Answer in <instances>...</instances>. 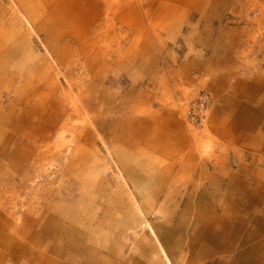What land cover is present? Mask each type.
Returning <instances> with one entry per match:
<instances>
[{
	"label": "crops",
	"instance_id": "0c3cea01",
	"mask_svg": "<svg viewBox=\"0 0 264 264\" xmlns=\"http://www.w3.org/2000/svg\"><path fill=\"white\" fill-rule=\"evenodd\" d=\"M40 1L45 13L61 12L69 5L60 0ZM144 1L148 5H141L142 9L137 6L140 1L123 5V23L142 37L150 34L143 43L135 41L124 51L122 59L129 58L131 65L117 77L128 76L129 86L124 90L116 86V100L110 97L108 103L113 101L114 107L95 137L102 135L106 140L111 122L128 124L130 119L133 132L139 126L135 137L123 139L133 142V154L155 158L160 166L154 169L166 174L160 180L155 175L142 177L150 183L143 201L155 202L170 187L163 199L170 202L174 196L173 204H181V211L175 220L170 214L161 222L146 221L148 230H144L138 225L140 211L132 205L137 200L124 192L110 197L115 198V205L101 203L96 212L92 205L100 202L98 198L110 199L103 196L104 179H97L104 169L94 166V172L81 158V149L72 158L75 163L80 157L86 164L83 176L74 172L72 164L67 171L74 178L85 177L84 184L91 177L104 191H90L96 195H80L64 206L54 203L51 210L29 216L33 222L24 220L21 228L15 227L21 221L19 213L4 216L0 212V264H264V34L253 36L264 24V0H239L242 6L236 9L232 0ZM249 6L262 10L252 24L256 30L246 19ZM98 10L99 4H93L86 9V18L83 13L75 18L80 20L71 27L73 36L88 31ZM53 28L56 32L60 24ZM79 47L85 57L94 50L88 41ZM19 58L24 59V53ZM250 65H257L256 69L251 71ZM139 80L153 83L138 86ZM199 86L213 99L201 129L191 126L184 114ZM45 92V87L42 91L34 87L28 101L39 99L33 106H47L50 94ZM5 117L9 122L14 116L7 113ZM4 122L1 116L0 127ZM206 136H213L212 140L207 142ZM103 142L116 161L125 165V143L116 144L118 149L113 151L111 142ZM139 164L136 160L128 170L138 173ZM188 186L181 201L178 190Z\"/></svg>",
	"mask_w": 264,
	"mask_h": 264
},
{
	"label": "rangeland",
	"instance_id": "374dc122",
	"mask_svg": "<svg viewBox=\"0 0 264 264\" xmlns=\"http://www.w3.org/2000/svg\"><path fill=\"white\" fill-rule=\"evenodd\" d=\"M60 1L69 5L63 6L61 12L45 13L40 0H0V81L3 85L0 88V117L3 116L5 120L4 125L0 127V212L4 216L19 213L18 218H21V221L15 227L21 228L24 220L33 222L29 216L36 217L44 211L51 210L54 203L63 206L65 203L72 204L80 195L86 198L94 196L103 192L104 187L105 197L121 196L125 192L137 200L132 205H137L136 212L140 211L141 219L138 225L144 230H148L146 221L161 222L170 214L175 220L181 211V204H173L174 196L170 202L163 199V195L170 187L163 189L155 202L143 201L148 196L150 183L142 177L155 175L160 180L163 178L161 176L166 174L154 169L160 166L157 161L155 162V158L133 154L131 146L133 142L123 139L136 135L139 126L133 132L129 127L130 119L128 124L115 121L108 126L109 135L106 136V140L100 133V137H95V132L106 126L105 115L114 107L113 101L118 95L116 86L120 84L122 90L129 86L128 76L121 74L117 77L122 70L131 65L128 62L129 58L122 59L124 51L130 49L135 41L143 43L144 38H148L150 34L142 37L136 29L123 23L121 20L125 8L123 5L124 3L134 5L140 1L137 6L142 9L141 5L147 7L148 4L144 3V0ZM194 2L196 3V0ZM243 2L256 3L255 0ZM74 3L78 6L70 8ZM238 3L239 0H232L235 9L242 6ZM93 4H99V10L95 22L86 32L87 35L84 36L86 33H82L77 37L73 36L71 29L80 20L75 18L82 13L83 18H86V9ZM201 6L203 7V4ZM238 12L240 9L235 10V14ZM245 12L246 19L251 25L259 18V14L262 15V10L251 6L246 8ZM47 14L54 18L49 21ZM59 24L60 28H56V33L53 31V25ZM258 30L260 32H253L254 37H259L260 33L264 34V24ZM83 41L92 42L94 46V50L87 57L83 56L79 47ZM98 50H102L103 53H98ZM21 53H24V59L19 58ZM257 54L260 57L261 52ZM89 61H94V64ZM256 66L250 65L249 69L254 71ZM137 83L140 86L153 81L139 80ZM34 87H38L40 91L46 88L45 95L50 94L47 106L40 108L33 106L32 103L39 99L31 103L28 101ZM197 88L199 92L208 94L212 107L213 99L206 88L204 86ZM110 97L113 101L108 105ZM7 113L14 116L9 122L8 117H5ZM49 113L54 120L53 126L48 122ZM212 137L206 136L205 139L208 142ZM103 141L111 142L113 151L118 149L116 144L125 143V150L128 152L125 165L116 161V155L110 152L109 146ZM81 149L83 150L81 158L83 161L87 160L94 172H96L94 166L97 170L104 169L97 177L101 181L104 179L102 187H98L100 184L94 185L91 177V180L84 184L85 177H81L86 164L81 163L80 157L75 158L77 161L75 163L72 158ZM202 149L198 148L199 151ZM204 154L209 159L213 158L210 153ZM91 155L93 158H90ZM136 160L140 164L139 171L135 174L128 170V167ZM95 162L98 164H94ZM70 164L75 168L74 172L82 174L81 177L74 178L71 175L73 172L67 171ZM144 164L148 166V170ZM211 166L212 163L206 166L208 171ZM188 189L189 186L178 190L181 201L188 193ZM90 191L96 194L92 195ZM133 198L131 200H134ZM98 201L100 202L92 205L96 207L98 213L100 211L98 206L101 203L109 207L116 204L115 198L106 200L98 198ZM144 205H148L149 208L145 210Z\"/></svg>",
	"mask_w": 264,
	"mask_h": 264
},
{
	"label": "built area",
	"instance_id": "2783aa9c",
	"mask_svg": "<svg viewBox=\"0 0 264 264\" xmlns=\"http://www.w3.org/2000/svg\"><path fill=\"white\" fill-rule=\"evenodd\" d=\"M210 105L208 94L198 90L185 108L184 114L187 122L195 128H201L207 120Z\"/></svg>",
	"mask_w": 264,
	"mask_h": 264
},
{
	"label": "bare ground",
	"instance_id": "6f19581e",
	"mask_svg": "<svg viewBox=\"0 0 264 264\" xmlns=\"http://www.w3.org/2000/svg\"><path fill=\"white\" fill-rule=\"evenodd\" d=\"M67 15V14H66ZM60 20V19H59ZM35 91V90H34Z\"/></svg>",
	"mask_w": 264,
	"mask_h": 264
}]
</instances>
